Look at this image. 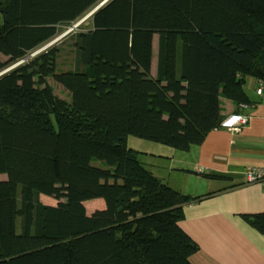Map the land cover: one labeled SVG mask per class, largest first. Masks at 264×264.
I'll return each mask as SVG.
<instances>
[{"label": "trees", "instance_id": "16d2710c", "mask_svg": "<svg viewBox=\"0 0 264 264\" xmlns=\"http://www.w3.org/2000/svg\"><path fill=\"white\" fill-rule=\"evenodd\" d=\"M102 1L0 0V72ZM88 21L68 53L65 39L0 76V264H192L180 221L194 198L128 138L187 150L220 128V97L248 101L246 79L264 81V0H108ZM245 218L264 232V213Z\"/></svg>", "mask_w": 264, "mask_h": 264}, {"label": "crops", "instance_id": "0c3cea01", "mask_svg": "<svg viewBox=\"0 0 264 264\" xmlns=\"http://www.w3.org/2000/svg\"><path fill=\"white\" fill-rule=\"evenodd\" d=\"M157 68L153 56L152 72ZM258 80L250 76L244 85L247 102L220 97L221 114L250 116L239 131L212 130L200 145L184 150L165 141L128 138V146L140 160L170 187L192 196L184 205L183 230L198 244L192 264H264V232L252 226L246 215L264 213L262 185L247 179L246 167L264 162V97ZM248 107L242 108L241 104ZM94 209L105 206L102 198Z\"/></svg>", "mask_w": 264, "mask_h": 264}, {"label": "built area", "instance_id": "2783aa9c", "mask_svg": "<svg viewBox=\"0 0 264 264\" xmlns=\"http://www.w3.org/2000/svg\"><path fill=\"white\" fill-rule=\"evenodd\" d=\"M89 15H86L84 19L88 18ZM83 19V20H84ZM80 20V23L83 21ZM256 92L258 95H261L264 97V81L263 80H258V85L256 88ZM242 108L248 107L247 104H241ZM250 116L244 112L238 111L234 112L230 115H228L221 123V127L227 128L231 131H239L242 129L248 122H249ZM246 174H247V179L249 182L252 183H260L262 185V195L264 197V162L263 164L259 166H249L246 167Z\"/></svg>", "mask_w": 264, "mask_h": 264}, {"label": "rangeland", "instance_id": "374dc122", "mask_svg": "<svg viewBox=\"0 0 264 264\" xmlns=\"http://www.w3.org/2000/svg\"><path fill=\"white\" fill-rule=\"evenodd\" d=\"M88 15V14H87ZM2 17H1V15H0V19H1ZM84 19V17L83 18H81L80 20H83ZM79 20V21H80ZM74 25V24H73ZM73 25H71V26H73ZM80 25H81V27H88L89 26V21H88V18H86V19H84L81 23H80ZM71 26H60V28H59V33H58V35L54 38V39H56V38H58L59 36H61V35H63L64 33H66L67 31H69V29H70V27ZM77 30V28H75V29H73V30H70V32H68V33H66V34H64V36L63 37H61L58 41H56L55 43H53V44H60L62 41H64L65 39H67V37L69 36V34L71 33V32H74V31H76ZM53 39V40H54ZM52 41V40H51ZM50 41V42H51ZM70 43V40H66L63 44H61V47L64 49V52H67L68 53V51H69V44ZM48 44V43H47ZM52 44V45H53ZM157 51H158V36L156 35V37H155V39H154V58H156L157 59V55H158V53H157ZM68 58H70V57H68ZM64 57H61L59 60H58V65H59V67H61L62 69H64V68H67V65H65V63H63V61H64ZM68 60V59H67ZM49 83H50V85H52V87L54 88V90H55V92L59 95V96H61V97H64V98H68V94H67V91L63 88V87H61V85H59L58 83H56L53 79H50L49 80ZM5 175L4 174H0V180H2V179H5ZM41 200L44 202V203H47V204H57V199L56 198H54L53 196H48V195H41ZM96 204V201L95 200H90V201H88L87 202V206H88V208H89V210H92V209H94V205Z\"/></svg>", "mask_w": 264, "mask_h": 264}, {"label": "water", "instance_id": "95a60500", "mask_svg": "<svg viewBox=\"0 0 264 264\" xmlns=\"http://www.w3.org/2000/svg\"><path fill=\"white\" fill-rule=\"evenodd\" d=\"M108 0H103L102 2H100L88 15L90 16L91 14H93L99 7H101L105 2H107ZM79 26V22L75 23L73 26L70 27L69 31H67L66 33L70 32V30H73L75 28H77ZM64 33V34H66ZM61 35L58 38L52 40L51 42H49L48 44H46L45 46L41 47L40 49L36 50L35 52L31 53L30 55L26 56L24 59L14 63L13 65L7 67L6 69L2 70L0 72V76L5 74L6 72L12 70L13 68L17 67L18 65L22 64L23 62H25L26 60H28L30 57H33L34 55L40 53L41 51L45 50L47 47H49L50 45H52L53 43H55L56 41H58L61 37L64 36Z\"/></svg>", "mask_w": 264, "mask_h": 264}]
</instances>
